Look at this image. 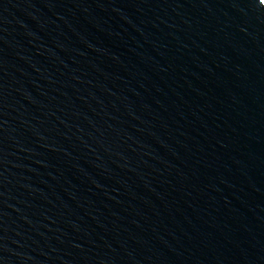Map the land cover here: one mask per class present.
Instances as JSON below:
<instances>
[{
    "label": "water",
    "instance_id": "water-1",
    "mask_svg": "<svg viewBox=\"0 0 264 264\" xmlns=\"http://www.w3.org/2000/svg\"><path fill=\"white\" fill-rule=\"evenodd\" d=\"M0 264H264V3L0 0Z\"/></svg>",
    "mask_w": 264,
    "mask_h": 264
},
{
    "label": "snow or ice",
    "instance_id": "snow-or-ice-1",
    "mask_svg": "<svg viewBox=\"0 0 264 264\" xmlns=\"http://www.w3.org/2000/svg\"><path fill=\"white\" fill-rule=\"evenodd\" d=\"M261 3H264V0H260Z\"/></svg>",
    "mask_w": 264,
    "mask_h": 264
}]
</instances>
